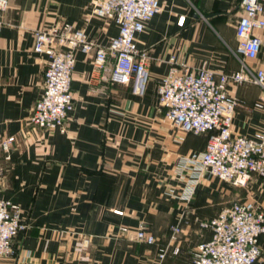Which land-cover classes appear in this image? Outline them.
Here are the masks:
<instances>
[{"label": "crops", "instance_id": "0c3cea01", "mask_svg": "<svg viewBox=\"0 0 264 264\" xmlns=\"http://www.w3.org/2000/svg\"><path fill=\"white\" fill-rule=\"evenodd\" d=\"M90 1L9 0L3 12L0 139L14 135L15 141L10 160L0 149V195L19 205L28 225L13 238L15 253L0 264H193L196 244L210 236L199 221L230 203L224 198L231 193L264 210V179L253 174L248 189L232 190L227 181L203 174L187 198L192 175L177 161L204 149L206 134L184 132L167 120L158 81L173 65L216 74L238 70L243 62L264 69V27L255 30L261 40L257 56L243 57L235 52L240 0H158L160 9L135 38L148 54L145 93L135 95L130 83L111 81L94 67L92 53L77 49L65 131L37 127L28 116L42 94L48 56L33 50L34 31L68 22L106 44L117 25L89 15ZM230 87L239 98L232 129L252 135L264 127V107L255 105L264 103V90L249 81ZM177 222L181 230L172 237ZM141 224L155 243L136 238ZM259 245L254 264H264V233Z\"/></svg>", "mask_w": 264, "mask_h": 264}, {"label": "built area", "instance_id": "2783aa9c", "mask_svg": "<svg viewBox=\"0 0 264 264\" xmlns=\"http://www.w3.org/2000/svg\"><path fill=\"white\" fill-rule=\"evenodd\" d=\"M9 0H0V28L3 12ZM241 13L236 22L235 52L255 58L261 40L255 30L264 27V0H240ZM89 15L95 14L116 23L118 32L106 44L88 38L84 28L68 22L39 27L34 31L33 50L48 58L44 71L41 96L35 101L28 120L48 130L65 131L73 109L71 77L75 64V50L92 53L93 65L104 71L113 82L130 83L131 92L141 96L149 81L148 54L136 42L159 9L158 0H91ZM180 16L178 22L183 23ZM253 82L264 90V69L253 70L245 62L238 70L216 74L208 68L178 69L173 65L158 81V103L165 107V116L184 132L206 134L205 147L178 158V165L188 168L192 175L190 198L195 184L203 174L216 176L235 186H245L251 176L264 179V127L252 135L239 134L232 129V118L239 98L230 85ZM256 106L264 107L262 100ZM14 135L0 139L4 160L11 159ZM5 167L0 165V187ZM199 224L210 229L208 239L198 242L192 251L193 264H254L260 253L259 236L264 233V210L253 199H235L223 206L208 220ZM19 205L0 195V258L15 253L13 238L27 227ZM126 230V227H122ZM181 230L179 222L172 225V237ZM135 236L147 244L156 242L153 233L141 224ZM174 248L173 252H177ZM160 247L158 256H165Z\"/></svg>", "mask_w": 264, "mask_h": 264}, {"label": "rangeland", "instance_id": "374dc122", "mask_svg": "<svg viewBox=\"0 0 264 264\" xmlns=\"http://www.w3.org/2000/svg\"><path fill=\"white\" fill-rule=\"evenodd\" d=\"M224 182V181H223ZM250 182V181H249ZM249 182H248V184H246L245 186H235V185H233V184H231L230 182H225L226 184H227V186H231L232 187V190H234V189H241V190H244V189H248V187H249ZM226 194V193H225ZM234 198L235 199H240V198H238V197H233V194L231 193V195L230 196H228V198H224V199H226V201H225V203H228V202H231L232 200H234ZM242 199V198H241ZM224 203V204H225Z\"/></svg>", "mask_w": 264, "mask_h": 264}, {"label": "trees", "instance_id": "16d2710c", "mask_svg": "<svg viewBox=\"0 0 264 264\" xmlns=\"http://www.w3.org/2000/svg\"><path fill=\"white\" fill-rule=\"evenodd\" d=\"M192 255V254H191ZM192 258V257H191Z\"/></svg>", "mask_w": 264, "mask_h": 264}]
</instances>
